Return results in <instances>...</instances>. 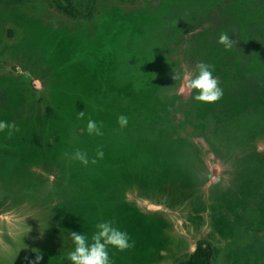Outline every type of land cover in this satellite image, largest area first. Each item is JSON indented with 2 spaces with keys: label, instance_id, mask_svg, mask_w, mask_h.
<instances>
[{
  "label": "rangeland",
  "instance_id": "obj_1",
  "mask_svg": "<svg viewBox=\"0 0 264 264\" xmlns=\"http://www.w3.org/2000/svg\"><path fill=\"white\" fill-rule=\"evenodd\" d=\"M71 1L80 17L0 0V121L19 128L0 132V264H71V233L108 220L134 242L110 264H182L200 241L211 264H264V0ZM199 63L213 104L185 95Z\"/></svg>",
  "mask_w": 264,
  "mask_h": 264
},
{
  "label": "clouds",
  "instance_id": "obj_2",
  "mask_svg": "<svg viewBox=\"0 0 264 264\" xmlns=\"http://www.w3.org/2000/svg\"><path fill=\"white\" fill-rule=\"evenodd\" d=\"M217 43L222 45L225 50L235 46V41L230 40L227 33H221ZM197 74L194 77L187 78L185 95L191 96L193 99L202 104H213L220 100L223 95V89L219 86L220 82L212 75L210 66L205 63L196 65ZM173 79H181L179 73H174ZM84 112L78 113V119H83ZM120 128H125L128 124V117L120 116L117 119ZM102 125L95 120L89 119L86 125V131L89 135L102 136ZM7 131V135L11 137L14 132H18L19 128L15 123L0 121V132ZM103 151L98 149L96 156L89 159L87 153L76 150L71 155V159L79 161L83 166L89 163L96 164L97 160L103 158ZM96 230L90 239L84 234L71 233V240L74 245L72 251L68 253L67 259L71 264H110L109 249H115L118 252H125L134 247V242H130V238L126 232L121 231L114 226L113 222L103 221L96 224ZM42 255L37 253L32 264H39Z\"/></svg>",
  "mask_w": 264,
  "mask_h": 264
},
{
  "label": "trees",
  "instance_id": "obj_3",
  "mask_svg": "<svg viewBox=\"0 0 264 264\" xmlns=\"http://www.w3.org/2000/svg\"><path fill=\"white\" fill-rule=\"evenodd\" d=\"M57 3L68 15L74 18L80 17V13H78V10L74 7L71 0H57ZM258 38L259 37H257V39ZM252 46L253 47L250 45V50L255 51V49H258L257 42H255V45ZM257 53H260L261 56H264L263 49L257 51ZM219 253L220 251L214 247L211 241H200L196 244L194 251L188 257L186 262L182 264H211V261L216 256H218Z\"/></svg>",
  "mask_w": 264,
  "mask_h": 264
}]
</instances>
